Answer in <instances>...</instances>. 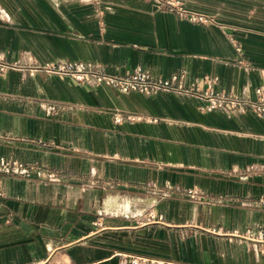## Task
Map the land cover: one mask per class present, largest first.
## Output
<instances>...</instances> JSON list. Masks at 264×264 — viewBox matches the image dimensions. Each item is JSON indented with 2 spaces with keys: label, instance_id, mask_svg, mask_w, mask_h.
Here are the masks:
<instances>
[{
  "label": "crops",
  "instance_id": "obj_1",
  "mask_svg": "<svg viewBox=\"0 0 264 264\" xmlns=\"http://www.w3.org/2000/svg\"><path fill=\"white\" fill-rule=\"evenodd\" d=\"M179 1L209 21L154 0H0V54L21 67L0 73V156L56 177L0 173V264H264V114L28 70L141 68L254 99L264 0Z\"/></svg>",
  "mask_w": 264,
  "mask_h": 264
},
{
  "label": "built area",
  "instance_id": "obj_2",
  "mask_svg": "<svg viewBox=\"0 0 264 264\" xmlns=\"http://www.w3.org/2000/svg\"><path fill=\"white\" fill-rule=\"evenodd\" d=\"M159 7L176 11L184 17L193 22H206L209 21L208 16L186 10L182 7L179 0H154ZM21 67L15 63L8 62L3 54H0V73L8 69H20ZM24 69V68H22ZM29 72L33 74L36 71H42L58 76H69L80 83L95 82L96 84H103L105 86L117 89L122 92L130 90L139 91L143 93H153L157 91H172L181 94L191 95L200 99L203 103L201 109L211 110L219 108L225 111L231 110H251L257 114H264V85L256 88V97L254 99L235 96L231 93L224 91L214 92L210 87L201 89L200 82L194 80L189 87H183L180 84H175L177 76H172L170 79H163L151 76L148 72L141 68H136L133 71L124 74L111 73L105 70L101 65L84 62L63 60L57 62H46L43 64L31 65L28 68ZM215 80H212L214 82ZM204 83L210 82L209 78L205 77ZM44 112L49 115L55 112L59 105L54 102L44 101L41 103ZM134 119L135 116L131 114L115 113L116 120ZM141 118V117H139ZM35 171L36 177L46 178L48 180H56L55 174L52 172H44L41 166L34 164L24 163L19 160L9 159L0 156V173L11 174L18 177H30L32 172ZM187 195L190 198H197L198 193L194 190H187ZM264 203V201L262 202ZM146 222H161V216H157L153 211L148 212ZM131 264H181L171 261L159 260L148 258L144 256H131Z\"/></svg>",
  "mask_w": 264,
  "mask_h": 264
},
{
  "label": "rangeland",
  "instance_id": "obj_3",
  "mask_svg": "<svg viewBox=\"0 0 264 264\" xmlns=\"http://www.w3.org/2000/svg\"><path fill=\"white\" fill-rule=\"evenodd\" d=\"M225 1L229 2V1H231V0H225ZM233 1H236V0H233ZM227 2H226V3H227ZM180 4H181V2H180ZM182 7H183V6H182ZM181 264H182V263H181Z\"/></svg>",
  "mask_w": 264,
  "mask_h": 264
}]
</instances>
